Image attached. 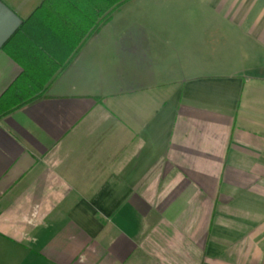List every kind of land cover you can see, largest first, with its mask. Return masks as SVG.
Segmentation results:
<instances>
[{
  "label": "crops",
  "instance_id": "obj_1",
  "mask_svg": "<svg viewBox=\"0 0 264 264\" xmlns=\"http://www.w3.org/2000/svg\"><path fill=\"white\" fill-rule=\"evenodd\" d=\"M104 15L0 115V264H264V0Z\"/></svg>",
  "mask_w": 264,
  "mask_h": 264
},
{
  "label": "trees",
  "instance_id": "obj_2",
  "mask_svg": "<svg viewBox=\"0 0 264 264\" xmlns=\"http://www.w3.org/2000/svg\"><path fill=\"white\" fill-rule=\"evenodd\" d=\"M123 0H42L41 4L3 44L22 67L21 73L0 96V115L36 98L100 21ZM40 83V88L31 86Z\"/></svg>",
  "mask_w": 264,
  "mask_h": 264
},
{
  "label": "water",
  "instance_id": "obj_3",
  "mask_svg": "<svg viewBox=\"0 0 264 264\" xmlns=\"http://www.w3.org/2000/svg\"><path fill=\"white\" fill-rule=\"evenodd\" d=\"M20 23V18L0 1V49L16 31Z\"/></svg>",
  "mask_w": 264,
  "mask_h": 264
}]
</instances>
